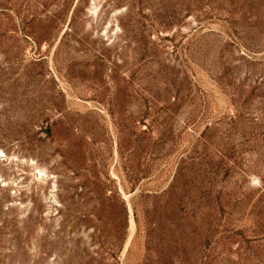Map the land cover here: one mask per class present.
<instances>
[{"label":"rangeland","instance_id":"obj_1","mask_svg":"<svg viewBox=\"0 0 264 264\" xmlns=\"http://www.w3.org/2000/svg\"><path fill=\"white\" fill-rule=\"evenodd\" d=\"M0 264H264V0H0Z\"/></svg>","mask_w":264,"mask_h":264}]
</instances>
